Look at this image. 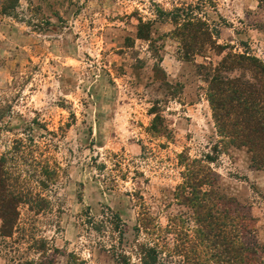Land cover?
<instances>
[{
    "label": "rangeland",
    "instance_id": "obj_1",
    "mask_svg": "<svg viewBox=\"0 0 264 264\" xmlns=\"http://www.w3.org/2000/svg\"><path fill=\"white\" fill-rule=\"evenodd\" d=\"M173 13L198 16L206 43L190 49ZM231 53L264 64V0H0V154L32 135L57 171L47 188L24 176L41 195L27 197L13 236L0 237V264H116L106 214L122 218L126 251L146 214L164 228L189 221L181 155L213 157L205 189L249 216L264 243L260 152L219 135L208 99ZM223 74L260 79L249 66ZM157 115L164 134L151 129Z\"/></svg>",
    "mask_w": 264,
    "mask_h": 264
},
{
    "label": "trees",
    "instance_id": "obj_2",
    "mask_svg": "<svg viewBox=\"0 0 264 264\" xmlns=\"http://www.w3.org/2000/svg\"><path fill=\"white\" fill-rule=\"evenodd\" d=\"M173 15L174 22L188 30V33L184 31V35L190 40L187 44H192L189 45L190 49L206 43L211 33L198 16L192 13H187L185 17L182 13ZM144 27L147 28L145 23L140 26V34L144 35ZM239 66H249L260 79L256 82L243 81L223 74ZM263 77L264 64L258 63L254 57L228 54L215 68L209 81L208 99L219 135L229 139L233 145L256 148L260 152V164L264 167ZM162 121L159 115L154 118L151 126L153 134L166 132ZM39 151L41 148L34 137L28 135L15 139L9 151L0 154L1 238L13 236L20 218V206L29 202L27 197L32 201L30 195H41L34 194L31 186L24 188L28 184L24 176L38 178L40 185L47 188L57 174L50 157ZM181 158L187 178L180 187L178 198L181 204L192 208L193 215L189 221L173 217L165 228L153 217L147 214L142 216L138 225V238L132 249L126 251L121 245L126 231L122 218L115 212L106 214L105 226L113 232L110 248L115 263L168 264L170 257L177 256L182 264H264V243L253 240L250 217L240 215L230 206L221 207L218 201L215 203L216 199L211 196L209 189H205L206 185H210L207 171L212 170L204 162L212 161L213 157L207 155L205 160H198L181 155ZM38 206H45V203H37ZM115 233L119 236L120 246L117 245ZM166 233L174 235L172 245ZM21 264H53V261L44 256L38 261L27 260Z\"/></svg>",
    "mask_w": 264,
    "mask_h": 264
}]
</instances>
